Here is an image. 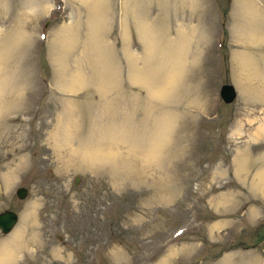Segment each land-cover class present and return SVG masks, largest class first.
<instances>
[{"label": "rangeland", "instance_id": "1", "mask_svg": "<svg viewBox=\"0 0 264 264\" xmlns=\"http://www.w3.org/2000/svg\"><path fill=\"white\" fill-rule=\"evenodd\" d=\"M228 1L0 0L8 264H264V0Z\"/></svg>", "mask_w": 264, "mask_h": 264}, {"label": "water", "instance_id": "2", "mask_svg": "<svg viewBox=\"0 0 264 264\" xmlns=\"http://www.w3.org/2000/svg\"><path fill=\"white\" fill-rule=\"evenodd\" d=\"M220 95L225 102H231L236 97V91L231 83H224L220 88ZM77 180V179H76ZM28 188L26 186H19L16 189L17 196L23 198L26 196ZM1 197V191H0ZM17 213L13 210L0 211V228L3 232H8L12 229L17 221Z\"/></svg>", "mask_w": 264, "mask_h": 264}, {"label": "bare ground", "instance_id": "3", "mask_svg": "<svg viewBox=\"0 0 264 264\" xmlns=\"http://www.w3.org/2000/svg\"><path fill=\"white\" fill-rule=\"evenodd\" d=\"M262 131V130H261ZM261 133H263V132H261ZM260 133V131H259V135L261 134ZM264 134V133H263ZM258 135V136H259ZM263 172V171H262ZM262 172H261V174H262ZM259 175H260V173H259ZM259 177V176H258ZM262 177H263V174H262ZM261 177V178H262ZM10 180H12V179H10ZM260 180V179H259ZM264 180V179H263ZM263 183H264V181H263ZM22 237V235L21 234H19V236H18V234L15 236V239L13 240L14 242H15V244H16V242L18 243V241L20 240V238ZM19 239V240H18ZM19 243H20V241H19ZM13 248H11V247H5L3 250H2V252H1V254L2 255H0V264H8V263H10V261L12 260L11 258H13Z\"/></svg>", "mask_w": 264, "mask_h": 264}, {"label": "trees", "instance_id": "4", "mask_svg": "<svg viewBox=\"0 0 264 264\" xmlns=\"http://www.w3.org/2000/svg\"><path fill=\"white\" fill-rule=\"evenodd\" d=\"M227 7H228V6L226 5V6L223 8V10H222V11H223V25H224V22H225V20H226V15H227V10H228ZM225 32H226V31H225ZM263 224H264V221H262L260 225H263ZM204 243L206 244L207 247H209V245H210V241L204 239ZM211 243H212V242H211ZM211 245H215V244L212 243ZM223 245H224L223 249H227L228 247H231V246L234 245V244L226 243V244H223ZM223 245H222V246H223Z\"/></svg>", "mask_w": 264, "mask_h": 264}]
</instances>
